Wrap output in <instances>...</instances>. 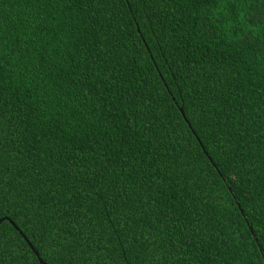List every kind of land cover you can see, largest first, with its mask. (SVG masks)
Returning a JSON list of instances; mask_svg holds the SVG:
<instances>
[{"label": "trees", "instance_id": "trees-1", "mask_svg": "<svg viewBox=\"0 0 264 264\" xmlns=\"http://www.w3.org/2000/svg\"><path fill=\"white\" fill-rule=\"evenodd\" d=\"M0 24V264H259L260 0H0Z\"/></svg>", "mask_w": 264, "mask_h": 264}, {"label": "snow or ice", "instance_id": "snow-or-ice-1", "mask_svg": "<svg viewBox=\"0 0 264 264\" xmlns=\"http://www.w3.org/2000/svg\"><path fill=\"white\" fill-rule=\"evenodd\" d=\"M37 3H44L45 0H35ZM113 4L119 3L120 0H111ZM261 4H264V0H260ZM129 7H131V4H128ZM0 29H2V24H0ZM2 34V32H0ZM18 202V200L14 201V198L8 194L7 188L0 184V225L4 224L9 218H10V212L9 209L14 205V203ZM264 206V200H261V205L256 206L254 208V211H259L260 207ZM256 232H259L261 236H264V223L261 224V228L257 229ZM256 232L253 233V235H256ZM4 231L3 229H0V235H3ZM118 235V234H117ZM53 240H55V237H53ZM183 246H181L182 248ZM122 248H124L123 252L120 254L123 259V264H128V251L129 249L124 247L122 245ZM225 252L227 253L226 256H223L224 259H227L228 257H231L235 254L234 249H225ZM253 254L255 256V260L259 262V264H264V242H261L259 239H257L256 245L253 246ZM31 255V253H29ZM35 256L39 257L40 253L36 252ZM216 256L213 255L212 257L205 259L204 264H214V261L216 260ZM252 256L249 255V259H251ZM51 257H48L47 255L45 258L40 259V264H47L48 260H51Z\"/></svg>", "mask_w": 264, "mask_h": 264}, {"label": "water", "instance_id": "water-1", "mask_svg": "<svg viewBox=\"0 0 264 264\" xmlns=\"http://www.w3.org/2000/svg\"><path fill=\"white\" fill-rule=\"evenodd\" d=\"M181 110V109H180ZM181 112H182V110H181ZM182 114H183V112H182ZM251 230V229H250ZM23 235V234H22ZM23 237L25 238V236L23 235ZM26 239V238H25ZM28 241V240H27ZM256 241H257V239H256ZM28 244H29V246L33 249V247H32V245H31V243H29L28 242ZM33 252H34V254L37 252L35 249H33ZM40 257H38V260H39V262H40Z\"/></svg>", "mask_w": 264, "mask_h": 264}]
</instances>
